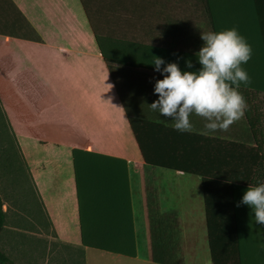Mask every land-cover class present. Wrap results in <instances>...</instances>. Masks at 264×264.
<instances>
[{
  "label": "crops",
  "instance_id": "crops-1",
  "mask_svg": "<svg viewBox=\"0 0 264 264\" xmlns=\"http://www.w3.org/2000/svg\"><path fill=\"white\" fill-rule=\"evenodd\" d=\"M11 1L37 41L0 36V103L60 244V259L69 252L78 264H212L202 179L148 166L129 121L162 119L167 123L158 124L172 128L170 118L148 107L158 98L155 81L163 78L151 63L159 57L182 71L199 69L201 32L213 31L202 6L188 12L180 0ZM230 5L235 14L251 11L247 0ZM238 32L252 48L242 65L249 86L264 85V38L251 29ZM186 60L192 69L185 68ZM248 96L264 100L251 90ZM190 119L191 133L256 146L245 113L227 131L213 134L205 132L202 118ZM74 150L104 156L94 162L104 164L98 172L105 176L127 175L128 191L114 190L105 204L90 200L86 209L89 222L109 225L124 205L136 258L83 246ZM246 190L233 188L240 260L264 264V239L241 238L247 206L236 204ZM105 238L99 241L115 250H132L128 234Z\"/></svg>",
  "mask_w": 264,
  "mask_h": 264
},
{
  "label": "trees",
  "instance_id": "trees-1",
  "mask_svg": "<svg viewBox=\"0 0 264 264\" xmlns=\"http://www.w3.org/2000/svg\"><path fill=\"white\" fill-rule=\"evenodd\" d=\"M171 1L175 2V0ZM247 1L251 9L247 14H235L230 5L231 0H180V4H184L188 12L191 6L201 5L210 27L215 32L235 27L238 31L243 29L258 31L262 35L261 38H264V0ZM0 36L30 42L37 41L33 27L11 0H0ZM248 90L257 95L264 94V85L245 86L242 84L239 88L247 102L245 116L254 136L255 147L197 133H181L165 125L134 116L129 118L136 142L148 166L181 172L202 179L212 264H241L233 188L234 186L247 188L248 185H255L257 180H264V100H259L257 97L250 98ZM0 111L3 114L6 133L9 137L8 139L0 132V161L1 157L5 158L6 164L4 165L8 166L14 174L18 171L16 177L21 178L19 165L16 163L15 166V160L10 159L13 153L4 146L3 138L8 139L10 148L17 152L16 162L17 160L22 162L21 165L26 174L24 177L29 179L30 188L28 190L23 181L18 178L14 180L15 183L22 185L16 194L20 209L25 213H32L36 219L50 226L1 103ZM73 157L83 246L136 258L132 217L130 214L128 223L126 213L124 214V211L120 209V205L121 207L124 205L121 203L118 205L119 212L114 215V218L112 217L113 224L109 225L102 224V221L89 222L86 209L90 200L98 199L99 204H105V197L114 190L119 193L118 189L122 188L124 191L125 188V191H128L127 175L124 173L120 177H109L99 173L98 168L104 164L94 161L105 159L104 156L74 150ZM14 166L15 169H12ZM102 170L103 168L101 172ZM21 171L23 172L22 167ZM4 206L0 198V239L8 223V212L4 210ZM38 215L42 219H39ZM127 234L129 239H132L131 252L115 250L99 241V239H106V235L111 237L109 239H125ZM57 259L60 260V264H78L71 258L68 262L64 261V257L60 259L59 254ZM0 264H13L1 249Z\"/></svg>",
  "mask_w": 264,
  "mask_h": 264
},
{
  "label": "clouds",
  "instance_id": "clouds-1",
  "mask_svg": "<svg viewBox=\"0 0 264 264\" xmlns=\"http://www.w3.org/2000/svg\"><path fill=\"white\" fill-rule=\"evenodd\" d=\"M200 39L203 45L195 53L200 65L196 71H182L178 63L159 57L151 63L163 78L155 81L153 95L158 98L148 107L158 117L170 118L172 128L181 133L193 131V115L202 118L208 134L227 131L247 108L239 88L251 84L242 67L252 57L251 45L235 27L201 32ZM185 68L192 69V62L186 60ZM157 123L167 122L157 119ZM241 205L251 209L256 224L264 225V180L248 185L236 207Z\"/></svg>",
  "mask_w": 264,
  "mask_h": 264
},
{
  "label": "rangeland",
  "instance_id": "rangeland-1",
  "mask_svg": "<svg viewBox=\"0 0 264 264\" xmlns=\"http://www.w3.org/2000/svg\"><path fill=\"white\" fill-rule=\"evenodd\" d=\"M2 115L0 111V132L9 139ZM3 140L6 142H4V146L13 153L10 159L15 160V166L16 163L19 165L22 174L21 178L16 177L18 171L14 174L8 166L4 165L6 164L5 158L1 157L0 198L5 204L4 210L8 212V223L0 239V249L12 260L13 264H60V260L57 259V250H60L58 247L60 244L56 239H53L51 229L48 225H45L44 221L36 219L32 213L28 214L20 209L21 206L18 203V195L16 194L22 185L21 183H15L14 180L18 178L23 181L28 190L30 188L29 179L24 177L26 174L24 167L21 165L22 162L20 161V163L18 160L16 162L17 152L10 148L9 140L7 141L4 138ZM15 166L12 169H15ZM243 214L245 222L241 227V238L264 239V225L255 223L251 209L249 207L244 208ZM38 217L42 219L39 215ZM69 255V252H65L64 261L68 262Z\"/></svg>",
  "mask_w": 264,
  "mask_h": 264
}]
</instances>
